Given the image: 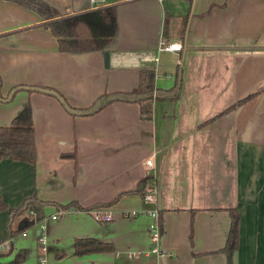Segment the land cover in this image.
Masks as SVG:
<instances>
[{
	"label": "crops",
	"instance_id": "obj_1",
	"mask_svg": "<svg viewBox=\"0 0 264 264\" xmlns=\"http://www.w3.org/2000/svg\"><path fill=\"white\" fill-rule=\"evenodd\" d=\"M43 1L56 17L112 4L114 34L102 49L58 50L37 12L0 0V95L15 84L46 85L84 107L99 94L132 89L142 67L152 68L154 89L172 94L180 61L179 82L176 98L151 100L147 118L127 100L86 115H71L44 92L20 89L0 101V125L30 104L36 146L34 163L0 159V197L8 207L31 194L48 201L39 207L43 227L15 234L0 264H264V0ZM161 40L181 48L157 51ZM145 177L143 190L149 177L154 190L146 203L132 191ZM67 202L85 209L55 207ZM98 206L110 220L91 217ZM232 207L237 241L227 257L219 248ZM150 208L157 212L158 250L168 254L142 257ZM129 210L136 213L126 216ZM8 220L0 210V240L10 238ZM77 237L111 250L74 255ZM127 251L137 258L128 260Z\"/></svg>",
	"mask_w": 264,
	"mask_h": 264
},
{
	"label": "trees",
	"instance_id": "obj_2",
	"mask_svg": "<svg viewBox=\"0 0 264 264\" xmlns=\"http://www.w3.org/2000/svg\"><path fill=\"white\" fill-rule=\"evenodd\" d=\"M18 4L26 6L33 11L37 12L42 18L41 24L43 27L49 29L50 33L55 39L58 50L75 52V51H91L92 49H102L108 40L114 34L116 29L115 25V9L114 5L107 4V6L92 7L88 10L77 11L72 14H64L54 16L53 10L43 0H13ZM83 27L84 30H80ZM179 65L177 64L175 70V82L173 84L174 92L168 94V90H156L153 86V71L151 67H142L138 70V80L136 86L126 92L115 93H102L96 96L93 101L84 107H73L67 103L64 96L58 93L50 86H39L35 84H15L11 86L5 96L0 95V101H10L14 96L13 94L20 90L37 91L40 93H47L53 95L59 104L67 110L71 115H86L92 114L100 107L109 103L111 100L121 101H135L138 103L140 117H149L151 113L150 102L153 99L176 98V89L179 82ZM252 94L248 93L242 98L237 99L231 103L226 109L218 112L216 115L211 116L205 121H209L212 117L218 116L226 110L234 108L244 99L249 98ZM72 156V154H69ZM36 157V146L34 144V127L32 125V111L30 104H26L12 117L7 125H0V159H16L26 162L34 163ZM145 178L140 179L138 183L140 188H134L132 191L140 194H145L143 185ZM120 194L115 195L106 204H111ZM48 202V201H46ZM39 200L34 194L23 199V201L14 207H8L0 197V210H5L9 214L7 223L8 237H13L15 234L29 228L35 220L41 218L39 207L46 203ZM105 204V205H106ZM37 210L35 216L28 217L24 213L30 208ZM57 209L73 207L74 209H85V207L76 206L73 202L63 203V205L55 206ZM18 217V219H16ZM229 225L226 233V240L224 245L219 248L227 257L231 249L236 245V232H237V212L234 207L228 209ZM9 250L12 249L11 242L9 243ZM111 246L109 243L96 240L92 237L73 238L72 240V253L80 255L83 253H92L97 251H110ZM22 254H16L13 259L14 263H20Z\"/></svg>",
	"mask_w": 264,
	"mask_h": 264
},
{
	"label": "built area",
	"instance_id": "obj_3",
	"mask_svg": "<svg viewBox=\"0 0 264 264\" xmlns=\"http://www.w3.org/2000/svg\"><path fill=\"white\" fill-rule=\"evenodd\" d=\"M181 48V43L174 40V41H160L158 44V47L156 48V50H167V51H173L175 52V50H179ZM144 163L146 165H150V159L146 158ZM150 170L149 169H145V174H149ZM142 200L144 203L146 202H151L154 199V190L152 187V178L149 177L147 180V189L144 195L141 196ZM59 212H61L62 210L58 209ZM29 213H34V211L32 209L29 210ZM89 213L91 215V217L96 221H108L111 219V213L110 211L106 208V207H101L98 206L96 208H92L89 210ZM136 212L135 210H129L126 213H124L126 216L129 215H134ZM145 215H147L148 220L146 221V239L148 240V246L147 248L141 252V256L142 257H147V255L153 254L154 256H158V255H162L164 254H168V252H161L160 250H158L157 247V241L160 235V229H159V224L157 223V212L154 208H150V209H146L145 210ZM58 214V212H54L52 214L49 215L50 218H54L56 215ZM44 219L39 218L38 220L34 221V225L38 226L39 228H42ZM26 229L24 231H22V234H26L25 233ZM12 240L11 238H6L5 240H0V252H6L9 250L10 247V241ZM38 240L40 243L44 244V237L42 235H39ZM43 248V247H41ZM124 256L130 260V259H134L137 258L138 254L137 252H133V251H127L126 253H124ZM39 264H42V260L40 259ZM132 264V263H131ZM142 264H146V263H142ZM158 264V263H155Z\"/></svg>",
	"mask_w": 264,
	"mask_h": 264
},
{
	"label": "water",
	"instance_id": "obj_4",
	"mask_svg": "<svg viewBox=\"0 0 264 264\" xmlns=\"http://www.w3.org/2000/svg\"><path fill=\"white\" fill-rule=\"evenodd\" d=\"M107 55L108 53L106 50L102 51L103 66H107Z\"/></svg>",
	"mask_w": 264,
	"mask_h": 264
}]
</instances>
